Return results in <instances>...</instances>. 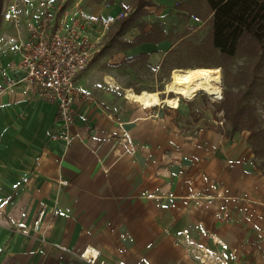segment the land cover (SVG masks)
Here are the masks:
<instances>
[{
	"label": "crops",
	"instance_id": "obj_1",
	"mask_svg": "<svg viewBox=\"0 0 264 264\" xmlns=\"http://www.w3.org/2000/svg\"><path fill=\"white\" fill-rule=\"evenodd\" d=\"M11 1L0 2V264H208L190 244L221 253L224 264H264V172L250 131L210 123L201 107L191 117L192 101L145 107L126 95L145 88L119 87L113 74L124 61L159 67L173 40L119 45L112 39L119 18L110 23L76 76L90 97L75 98L76 134L65 145L50 137L54 103L24 81L3 89L17 77L18 38L36 7L19 1L15 21L3 16ZM54 1L57 20L82 2L95 17L91 35L106 15L133 10V0ZM150 13L141 17L144 32L155 20L163 25ZM139 32L133 25L121 37ZM108 53L118 59L107 69ZM40 209L47 243L32 228Z\"/></svg>",
	"mask_w": 264,
	"mask_h": 264
},
{
	"label": "built area",
	"instance_id": "obj_2",
	"mask_svg": "<svg viewBox=\"0 0 264 264\" xmlns=\"http://www.w3.org/2000/svg\"><path fill=\"white\" fill-rule=\"evenodd\" d=\"M19 1L30 7L35 5V15L27 23L26 36L18 38L19 58L11 64L13 70L17 72V77L7 81L3 89H12L16 83L24 81L41 97L54 103L58 125L52 130L50 137L68 145L76 134L71 128L74 121L75 98L90 97L76 85V76L87 67L94 53L100 48L99 40L107 26L117 18L123 17L126 12H119L116 16L106 15L100 21L97 35H91L87 27L95 17L77 2L72 12L67 9L61 11L57 20L56 15L60 6L54 0H12L3 11L4 18L15 21L19 18ZM193 18L199 20L197 16L193 15ZM216 122L223 124L221 119ZM44 213V209L37 212L32 228L40 233L41 242L47 243L42 225ZM190 246L200 255V259L208 264L225 263L222 254L217 251L209 249L201 251L198 244ZM216 253L220 254L222 262H218ZM208 259L211 261H207Z\"/></svg>",
	"mask_w": 264,
	"mask_h": 264
},
{
	"label": "trees",
	"instance_id": "obj_3",
	"mask_svg": "<svg viewBox=\"0 0 264 264\" xmlns=\"http://www.w3.org/2000/svg\"><path fill=\"white\" fill-rule=\"evenodd\" d=\"M205 1L208 9L202 22L209 23L207 41L202 39L203 41L194 43L192 49L202 47L203 50H209L218 56L231 58L237 54L243 41L250 42L257 48V60L248 73L246 84H243L245 88L239 89L234 96L227 91L219 107L224 108L227 117L231 119L232 132L239 129L250 131L251 150L261 159L259 167H262L264 172V129L250 123V119L255 116L251 100L264 94V0H181L174 3V6L187 17L194 15L200 19L198 8ZM156 5V0H133V10L119 18L116 23L112 34L113 41L127 46L146 39L158 42L166 38L167 34L159 21H154L148 31H143L145 21L141 17L149 13V7ZM133 25L139 27V34L131 40L122 38V32ZM187 34L186 30L184 34L183 31L175 34L177 37L173 42H183ZM171 50L173 46L165 53V57ZM243 123H249V126L243 127Z\"/></svg>",
	"mask_w": 264,
	"mask_h": 264
},
{
	"label": "rangeland",
	"instance_id": "obj_4",
	"mask_svg": "<svg viewBox=\"0 0 264 264\" xmlns=\"http://www.w3.org/2000/svg\"><path fill=\"white\" fill-rule=\"evenodd\" d=\"M176 2H178V0H166L164 2L161 1L162 7H160L159 9H157L156 7L149 8L151 10V16H149L148 18L149 21L155 19L162 21V27H165L164 29L167 34L166 40L169 41L176 40L177 35H175V31L182 32L185 29L188 34L185 36V38H183V42H179V44L174 43L172 45L173 50H171L166 55L165 61L159 67L155 65L150 66L147 61L142 62V64L137 61H134V64H130L128 61H124L125 66L119 64L121 66L118 65L119 67L118 69H116V73L113 72V74L119 80V87H129L133 88L134 90H140L141 88H145L147 90H155L163 89L165 87L164 85L170 77V71L174 67H218L220 69L222 86L220 98L214 99L206 93L201 92L192 99L180 96L179 102L181 104H185L189 103L188 101H192V104H189V108L192 109L191 117L194 116L195 110L198 109L197 111L201 112V110H199V107H201L204 110H207L209 114L212 115V118H215L214 120L212 118H209L210 123H213V121L216 122L221 119L223 121V124L217 123L219 127H231V119L227 117L225 109L219 107V104L227 91L234 96V94L239 89L245 88L243 84H246L248 73L253 68L257 60V48L250 42L243 41L237 54L231 58L218 56L216 53L214 54L209 50H203L202 47L192 49L191 47L194 43L200 42V40L203 41L202 39H205L207 41L206 34L209 23L203 24L204 22H202V19L203 15L208 9V4L206 3V1L202 3L201 7L198 8L200 19L195 20L193 16L187 17L185 14L182 15V13L178 11L174 6V3ZM80 3V5L83 4L82 2ZM135 32L136 30L125 32L124 36L131 37ZM158 42L155 43L158 44ZM205 45L208 46L206 42ZM109 56L110 55L108 53L105 57H103L105 67L107 69L109 67H112L110 65L112 63L111 61L118 59V57H110V61H108ZM154 57H157V54ZM151 62L156 63V58L151 59ZM217 63H220L221 65H217ZM181 64H183V66H180ZM172 94V91L169 92V95ZM164 95V93H160L161 97ZM251 103L254 108L255 116L250 119V123H252V125L254 124L255 127L257 125L264 129V94L259 97H254L251 100ZM242 126L248 127L249 123H243ZM256 159L258 162H260L261 160L257 156Z\"/></svg>",
	"mask_w": 264,
	"mask_h": 264
},
{
	"label": "bare ground",
	"instance_id": "obj_5",
	"mask_svg": "<svg viewBox=\"0 0 264 264\" xmlns=\"http://www.w3.org/2000/svg\"><path fill=\"white\" fill-rule=\"evenodd\" d=\"M164 86L163 89H141L138 92L127 89L126 95L134 98L145 107L161 102L177 107L180 96L192 99L201 92L206 93L211 98L218 99L221 97L222 87L220 69L208 66L174 67L171 69L170 77ZM171 91L173 94L169 95ZM160 93L165 95L161 97ZM199 248L201 251L202 249L207 251V248L202 245ZM216 255L218 262H222L220 254L216 253Z\"/></svg>",
	"mask_w": 264,
	"mask_h": 264
}]
</instances>
